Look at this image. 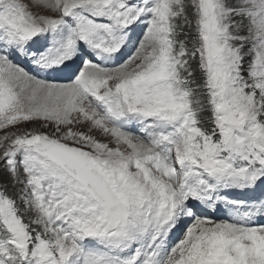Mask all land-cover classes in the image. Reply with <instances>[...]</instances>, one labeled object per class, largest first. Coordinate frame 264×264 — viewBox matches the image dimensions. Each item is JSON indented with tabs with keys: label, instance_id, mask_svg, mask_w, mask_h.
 <instances>
[{
	"label": "snow or ice",
	"instance_id": "1",
	"mask_svg": "<svg viewBox=\"0 0 264 264\" xmlns=\"http://www.w3.org/2000/svg\"><path fill=\"white\" fill-rule=\"evenodd\" d=\"M0 264H264V0H0Z\"/></svg>",
	"mask_w": 264,
	"mask_h": 264
},
{
	"label": "bare ground",
	"instance_id": "2",
	"mask_svg": "<svg viewBox=\"0 0 264 264\" xmlns=\"http://www.w3.org/2000/svg\"><path fill=\"white\" fill-rule=\"evenodd\" d=\"M177 234H178V233H177ZM177 234H175V235L173 236V239L175 238V236H176Z\"/></svg>",
	"mask_w": 264,
	"mask_h": 264
}]
</instances>
